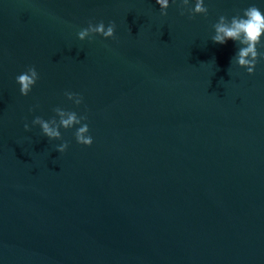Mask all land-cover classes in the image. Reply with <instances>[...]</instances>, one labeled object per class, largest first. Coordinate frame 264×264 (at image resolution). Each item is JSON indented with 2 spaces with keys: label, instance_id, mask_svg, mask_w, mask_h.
Returning a JSON list of instances; mask_svg holds the SVG:
<instances>
[{
  "label": "water",
  "instance_id": "1",
  "mask_svg": "<svg viewBox=\"0 0 264 264\" xmlns=\"http://www.w3.org/2000/svg\"><path fill=\"white\" fill-rule=\"evenodd\" d=\"M204 5L0 0V264H264V37L253 75L211 40L264 0ZM101 21L115 39H78ZM57 107L87 116L90 147L32 125Z\"/></svg>",
  "mask_w": 264,
  "mask_h": 264
},
{
  "label": "clouds",
  "instance_id": "2",
  "mask_svg": "<svg viewBox=\"0 0 264 264\" xmlns=\"http://www.w3.org/2000/svg\"><path fill=\"white\" fill-rule=\"evenodd\" d=\"M155 2L161 10L160 15L166 16L169 0H155ZM172 2L175 3V0H172ZM182 7L188 9L190 18L196 15L206 16L208 14V8L205 7L204 0H195L194 8L189 7V0H182ZM183 14L181 12V15ZM213 28L215 31V35L211 38L213 43L224 45L231 40L241 45L235 55L236 63L240 68L246 69L249 75H253L258 58L261 55L258 53L257 47L261 45V39L264 37V12H261L257 6L252 5L244 10L243 16H233L230 21L227 17L220 16ZM115 31V22H109L107 27L103 21L96 25L89 22L88 27L81 29L77 35L80 41L91 40L95 36H101L104 39H115ZM38 79L39 75L34 66L27 68L25 72L18 75L16 82L20 86V94L25 97L28 96ZM64 95L76 106L81 105L83 102V97L77 93L65 92ZM53 111L55 116L59 118L58 121L56 118L46 121L39 116L32 121L33 126L38 125L40 127L43 136L47 137L48 140H62L60 128L69 130L79 125L75 132L76 142L85 147L92 145L93 139L88 134L89 127L86 123V115L81 116L75 111H66L60 107L55 108ZM24 131H31L27 122L24 124ZM68 146L67 142H63L57 146L56 151L62 154Z\"/></svg>",
  "mask_w": 264,
  "mask_h": 264
}]
</instances>
